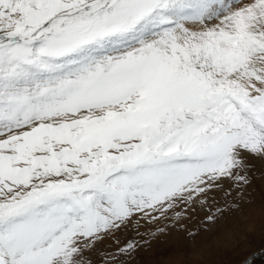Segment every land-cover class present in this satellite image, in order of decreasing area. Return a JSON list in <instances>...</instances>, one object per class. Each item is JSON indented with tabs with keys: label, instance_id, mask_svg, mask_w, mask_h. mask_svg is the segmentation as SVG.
Returning <instances> with one entry per match:
<instances>
[{
	"label": "snow or ice",
	"instance_id": "1",
	"mask_svg": "<svg viewBox=\"0 0 264 264\" xmlns=\"http://www.w3.org/2000/svg\"><path fill=\"white\" fill-rule=\"evenodd\" d=\"M250 159L264 0H0V264L222 260Z\"/></svg>",
	"mask_w": 264,
	"mask_h": 264
},
{
	"label": "rangeland",
	"instance_id": "2",
	"mask_svg": "<svg viewBox=\"0 0 264 264\" xmlns=\"http://www.w3.org/2000/svg\"><path fill=\"white\" fill-rule=\"evenodd\" d=\"M255 165L253 171L259 175L264 172V164L257 160H249ZM256 188L259 191L261 181L257 180ZM203 215V214H202ZM200 218L195 217L188 222L189 228H196ZM230 235L224 237L228 244L227 255L219 261L204 258H192L186 251L178 247L173 240L176 233L162 236L154 241L147 250H142L138 255L140 264H245L248 258L263 252L264 254V209L261 208L260 198L257 196L255 208L244 217L235 218L230 224ZM132 234L121 236L127 239ZM95 264H100L98 257H94ZM252 264H264V258L253 261Z\"/></svg>",
	"mask_w": 264,
	"mask_h": 264
},
{
	"label": "water",
	"instance_id": "3",
	"mask_svg": "<svg viewBox=\"0 0 264 264\" xmlns=\"http://www.w3.org/2000/svg\"><path fill=\"white\" fill-rule=\"evenodd\" d=\"M264 256H262V253H259V254H256V258L257 260H260L262 259Z\"/></svg>",
	"mask_w": 264,
	"mask_h": 264
},
{
	"label": "bare ground",
	"instance_id": "4",
	"mask_svg": "<svg viewBox=\"0 0 264 264\" xmlns=\"http://www.w3.org/2000/svg\"><path fill=\"white\" fill-rule=\"evenodd\" d=\"M254 261H258V260H254Z\"/></svg>",
	"mask_w": 264,
	"mask_h": 264
}]
</instances>
